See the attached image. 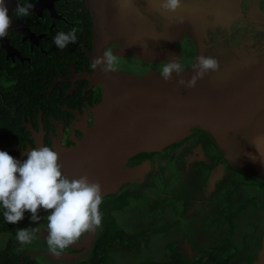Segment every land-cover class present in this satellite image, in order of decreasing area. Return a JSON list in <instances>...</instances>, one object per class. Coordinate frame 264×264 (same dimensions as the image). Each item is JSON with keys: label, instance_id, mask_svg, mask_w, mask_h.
Masks as SVG:
<instances>
[{"label": "flooded vegetation", "instance_id": "af4514ba", "mask_svg": "<svg viewBox=\"0 0 264 264\" xmlns=\"http://www.w3.org/2000/svg\"><path fill=\"white\" fill-rule=\"evenodd\" d=\"M129 1L152 23L141 47L107 22L97 0H30L28 17L13 14L8 36L0 40V149L21 161L31 148L57 150L67 176L86 175L101 184L100 209L109 205L110 219L124 232L119 205L151 187L140 200L149 203V214L136 216L162 234V246L156 256L133 264L176 258V264H264V177L232 162L195 119L171 128L178 121L168 113L169 101L190 88L179 85L175 73L170 81L158 74L167 59L179 57L184 79L200 55L218 59L224 44L241 41L249 10L264 12V0H236L227 21L208 0H195L192 15L168 18L145 0ZM7 3L11 15L18 0ZM74 28L76 42L57 47V33ZM106 48L118 54L117 69L91 70ZM149 151L160 155L156 162ZM249 209L251 217L245 215ZM47 215L41 210L33 223L26 212L10 224L0 208V254L21 255L19 264H49L43 256L50 264H91L102 226L56 255L46 242ZM27 227L37 230L36 238L20 250L16 233ZM114 246L105 251L102 241L97 248L103 264H110Z\"/></svg>", "mask_w": 264, "mask_h": 264}, {"label": "water", "instance_id": "95a60500", "mask_svg": "<svg viewBox=\"0 0 264 264\" xmlns=\"http://www.w3.org/2000/svg\"><path fill=\"white\" fill-rule=\"evenodd\" d=\"M145 1L166 18L192 15L199 6L195 0H182V6L176 12H168L160 8V0ZM97 2L103 8L107 22L112 26L115 24L126 41L141 47L142 37L147 35L145 28L148 23L152 26L149 18L129 0ZM208 3L214 4L226 21L235 14L236 0H208ZM243 33L238 37L239 43L227 42L217 53L219 70L198 80L187 95L169 101L167 110L181 122L174 123L171 128L195 123L188 122L195 119L214 135L232 162L264 177V160L260 155L264 153V12L257 7L250 9ZM187 75L189 79L193 72L189 71ZM253 142L259 145L260 152Z\"/></svg>", "mask_w": 264, "mask_h": 264}, {"label": "clouds", "instance_id": "9594fccd", "mask_svg": "<svg viewBox=\"0 0 264 264\" xmlns=\"http://www.w3.org/2000/svg\"><path fill=\"white\" fill-rule=\"evenodd\" d=\"M160 8L176 12L182 6V0H160ZM34 4L30 0H18L16 8L9 14L7 0H0V40L8 36L12 27L13 14L16 17H28ZM179 23H183L180 18ZM77 40V29L70 32H59L54 43L64 49L69 43ZM131 46V45H130ZM118 65V54L106 48L103 55L94 59L91 70L98 68L102 73L115 71ZM193 75L184 79L185 66L179 57L167 59L158 70L165 81L173 78V73L180 77L179 85L195 87L198 80L211 71H218L219 60L215 57L200 55L193 64ZM260 152L259 145L253 142ZM251 155V154H250ZM264 160V153H260ZM252 159H256L252 156ZM103 203L102 186L98 181H91L86 175L70 178L63 172L60 154L49 146L31 148L26 159L19 160L9 152L0 149V208L6 222L17 224L31 213V221L38 223L41 210L47 215V246L59 255L76 243L86 232L102 226L103 214L100 206ZM35 229L20 228L16 240L21 245H30L36 238ZM5 237L4 243L6 244Z\"/></svg>", "mask_w": 264, "mask_h": 264}, {"label": "rangeland", "instance_id": "374dc122", "mask_svg": "<svg viewBox=\"0 0 264 264\" xmlns=\"http://www.w3.org/2000/svg\"><path fill=\"white\" fill-rule=\"evenodd\" d=\"M149 153L152 154L155 153L153 160L154 162H156L160 155L155 151H149ZM139 159L140 157H137V160ZM141 188L143 187L141 186ZM143 189L145 191L144 190L142 191L143 192L142 196L146 195L145 194L146 191H150V189L152 190L151 187L148 186L146 187L145 185ZM151 194L153 193L148 192L147 196L149 197L151 196ZM142 196L136 197L137 202L136 199H134L131 202H129V204L126 207L117 211V218L118 217L122 218L121 228L124 227L125 229V237L129 235H133L134 238L132 239L131 237H127L126 242L128 241L131 245L134 246H126L125 245L126 243L123 242V240L121 241V243L117 242V244L114 246V249L111 251L110 254V264H133L137 262H142L150 256L152 257L156 256L158 254L157 252L160 250V247L162 246V238H161L162 234L155 232V230L152 229L153 227L147 228V226H145L144 223L142 224L140 218L137 217L138 216L136 214L137 211L139 212V215L149 214L148 211L150 209L149 203L144 200L140 202ZM250 211L251 210L249 209L248 213H246L245 215L246 216L250 215L251 217ZM131 216L135 220L132 219L133 220L132 221ZM154 224L152 226H154ZM42 258L46 263L49 264L53 263L50 260H48L49 259L48 257L43 256ZM158 258L160 259L161 256H159Z\"/></svg>", "mask_w": 264, "mask_h": 264}, {"label": "trees", "instance_id": "16d2710c", "mask_svg": "<svg viewBox=\"0 0 264 264\" xmlns=\"http://www.w3.org/2000/svg\"><path fill=\"white\" fill-rule=\"evenodd\" d=\"M126 201L124 200L121 202L119 205L120 207H125ZM102 214H103V219H102V232L101 236L99 238V241L97 242V247L94 250L93 257L91 260V264H103V260H100L101 258H98V247L101 246L102 241L105 244V251L107 250V245H112L118 241V240H125V232L122 231L120 228L115 227L113 220L110 219V206L107 205L106 209L103 211L100 209ZM124 242V241H123ZM10 245V244H9ZM126 246H131L130 243L126 244ZM12 248V245L10 246V249ZM3 255V256H2ZM21 261V255L12 253L10 250L4 251L3 254H0V263L3 264H19ZM177 263V258L174 260L172 263L169 262V264H176ZM84 264H89V263H84ZM104 264H109L106 262ZM141 264H158L154 262H144ZM161 264V263H159ZM165 264V263H164ZM168 264V263H166Z\"/></svg>", "mask_w": 264, "mask_h": 264}]
</instances>
